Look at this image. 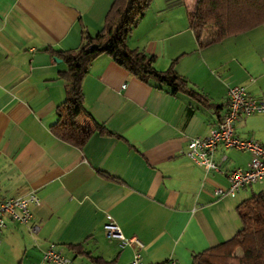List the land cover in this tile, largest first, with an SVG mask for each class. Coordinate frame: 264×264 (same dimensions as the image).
<instances>
[{"label": "crops", "instance_id": "crops-1", "mask_svg": "<svg viewBox=\"0 0 264 264\" xmlns=\"http://www.w3.org/2000/svg\"><path fill=\"white\" fill-rule=\"evenodd\" d=\"M113 1L0 0V200L31 192L41 199L30 223L5 218L1 264H40L51 245L81 264H129L139 250L146 262L194 264L195 253L241 228L237 206L248 186L236 197L213 194L250 154L219 147L222 171L207 172L186 151L191 137H207L225 118L231 86L264 100V24L211 43L212 28L198 40L190 25L196 0H154L129 45L154 55L158 70L177 59V72L221 107L144 82L104 54L83 92L87 111L112 133L96 130L79 148L51 129L66 100L67 65L48 49L79 47L83 30L101 29ZM79 121L91 123L86 115ZM236 132L264 142V113L243 116ZM108 223L144 247L122 248Z\"/></svg>", "mask_w": 264, "mask_h": 264}, {"label": "trees", "instance_id": "trees-1", "mask_svg": "<svg viewBox=\"0 0 264 264\" xmlns=\"http://www.w3.org/2000/svg\"><path fill=\"white\" fill-rule=\"evenodd\" d=\"M153 1L114 0L97 33L83 30L79 47L68 50L48 49L67 65V70L61 73L67 81L66 100L57 107L58 120L51 127L57 137L82 148L96 130L112 133L87 111L83 92L85 77L94 61L104 54L111 56L120 66L144 82L155 80L168 85L173 92L181 91L208 106L217 109L221 107L211 104L207 95L189 85L177 72V59L169 69L158 70L154 55L129 45L130 35ZM184 2L176 0L170 2V6ZM263 24L264 0H196L190 12V25L198 40L209 28L213 29L211 43ZM84 115L90 118V124L80 123L79 119ZM237 212L241 220L239 231L229 240L195 253L194 264H264V190L243 200L237 206ZM71 248L90 256L81 245H73ZM93 260L101 262L99 258Z\"/></svg>", "mask_w": 264, "mask_h": 264}, {"label": "built area", "instance_id": "built-area-1", "mask_svg": "<svg viewBox=\"0 0 264 264\" xmlns=\"http://www.w3.org/2000/svg\"><path fill=\"white\" fill-rule=\"evenodd\" d=\"M264 113V100L250 94L244 86L234 85L228 90V112L225 118L210 129L207 137L194 136L188 140L187 155L207 172H221L222 163L216 160L219 147L238 149L250 154L246 167H235L227 172V188L217 187L215 197H236L241 189L255 183H264V142L244 138L237 134L236 123L243 116ZM41 199L36 192L27 196L0 200V233L6 226L5 218L28 224L33 218L32 205L39 206ZM36 230L33 228V231ZM105 231L110 237L120 240L122 248L133 245L142 249L143 243L136 237H126L118 224L108 223ZM40 264H81L74 262L51 245L43 254ZM129 264H177L174 259L165 262H146L141 251H137Z\"/></svg>", "mask_w": 264, "mask_h": 264}, {"label": "rangeland", "instance_id": "rangeland-1", "mask_svg": "<svg viewBox=\"0 0 264 264\" xmlns=\"http://www.w3.org/2000/svg\"><path fill=\"white\" fill-rule=\"evenodd\" d=\"M240 157L243 159V160H246L248 159V157H246L245 155H242L240 154ZM264 183H255V184H251L247 187V191H248V195L249 197L252 196L253 193L255 192H259L261 190H264V185H262ZM1 264V262H0ZM3 264H7V261H3Z\"/></svg>", "mask_w": 264, "mask_h": 264}, {"label": "water", "instance_id": "water-1", "mask_svg": "<svg viewBox=\"0 0 264 264\" xmlns=\"http://www.w3.org/2000/svg\"><path fill=\"white\" fill-rule=\"evenodd\" d=\"M58 61H62L60 58H56Z\"/></svg>", "mask_w": 264, "mask_h": 264}]
</instances>
